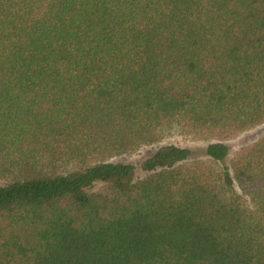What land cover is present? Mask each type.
Masks as SVG:
<instances>
[{
	"label": "trees",
	"instance_id": "1",
	"mask_svg": "<svg viewBox=\"0 0 264 264\" xmlns=\"http://www.w3.org/2000/svg\"><path fill=\"white\" fill-rule=\"evenodd\" d=\"M263 123L264 0H0V264H264Z\"/></svg>",
	"mask_w": 264,
	"mask_h": 264
},
{
	"label": "rangeland",
	"instance_id": "2",
	"mask_svg": "<svg viewBox=\"0 0 264 264\" xmlns=\"http://www.w3.org/2000/svg\"><path fill=\"white\" fill-rule=\"evenodd\" d=\"M263 135L264 123L233 138L220 139L230 149L229 157L224 165L228 166L230 159H232L239 151L251 146ZM213 141L217 140L214 139ZM208 142L209 141L192 138L191 136H187L179 132H173L159 144L143 147L136 153L119 156L112 159V161L115 163L133 165L135 167V179H142L149 174V171H146L143 168L144 162L150 159L160 147L175 145L181 148H185L190 151L187 163H193L195 161L207 160L204 151Z\"/></svg>",
	"mask_w": 264,
	"mask_h": 264
}]
</instances>
